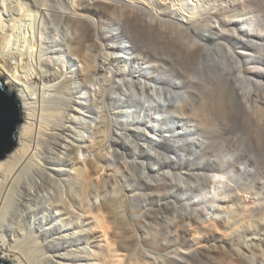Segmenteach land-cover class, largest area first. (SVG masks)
Wrapping results in <instances>:
<instances>
[{"label": "bare ground", "instance_id": "bare-ground-1", "mask_svg": "<svg viewBox=\"0 0 264 264\" xmlns=\"http://www.w3.org/2000/svg\"><path fill=\"white\" fill-rule=\"evenodd\" d=\"M208 14L217 27L195 25ZM169 22L195 33L208 78L230 83L246 111H264V101L251 99L264 91V0H0V78L20 103L22 123L17 148L0 160V258L188 263V251L147 253L154 227L144 233L140 226L146 214L138 210L148 211L144 193L172 186L167 199L182 209L177 219L206 228L212 223L199 208L210 197L195 198V187L219 193L250 169L245 164L237 174L231 155L220 158L219 168L208 163L207 156H218L213 141L198 119L185 117L202 103L142 57L141 28ZM121 167L140 171L128 177L139 192L135 199L124 193L127 214L109 198L91 204L94 187L115 181ZM217 169L229 172L214 180ZM205 213L220 216L216 208ZM129 223L139 225V234Z\"/></svg>", "mask_w": 264, "mask_h": 264}, {"label": "rangeland", "instance_id": "rangeland-1", "mask_svg": "<svg viewBox=\"0 0 264 264\" xmlns=\"http://www.w3.org/2000/svg\"><path fill=\"white\" fill-rule=\"evenodd\" d=\"M162 11L165 15L169 13L168 9ZM211 15L208 14L205 18L196 20V24L195 22L192 24L197 26L202 24V28L206 29L207 26L215 28L217 25L214 22L217 20L211 18ZM141 33L140 38L144 45L141 49L142 57L153 63L163 77L187 86L188 94L195 105L202 103L200 109L187 111L185 117L190 120L198 119L204 132H208L213 141L211 148L213 152L217 151L219 158L214 157L215 154L209 155L206 159L208 163L218 167L220 158L231 155L235 163L233 170L237 174L242 173L245 164H249L250 169L242 179L240 176L237 178L233 184L234 189L230 187L218 193L211 185L201 189L195 187L196 190L193 191L195 198L200 194L210 197L207 206L199 208L200 218L212 223L206 228L202 223L197 224L190 220L183 222L177 219L178 211L182 212V209H175L167 199V196L174 194L172 186H168L167 191L163 189L158 191L163 185L161 188L155 186L147 190L143 195V201L148 211L136 207V212L139 209L138 212L146 214L144 222L140 224L141 229L150 232L149 229L154 227V236L145 246L147 253L158 257L165 253L175 255L174 253L179 251H188L187 264H241L244 261L264 264V111L255 109L246 111L242 106L243 99L240 102L235 99L230 83L216 80L215 77H211L213 80L208 78L201 58L202 50L195 46L197 42L194 32L169 22L161 24L154 30L141 28ZM69 65L76 69L72 66L74 64L69 62ZM0 81L4 84L5 80L0 78ZM253 96L252 102L260 104L264 101V91H255ZM16 148L17 145L13 150ZM64 167L67 168L62 169L63 177L68 175L65 170H70V166ZM118 170L115 181L111 183L103 181L102 183L107 185L103 186L101 183L102 185L94 187L90 203L99 205L103 198H109L117 201V204L120 203L118 204L120 212L125 211L127 214V204L123 202L124 193L134 198L139 192L128 177L129 174L138 175L140 171L133 169L128 172L123 167ZM218 171H215L214 180L219 175L228 173L229 169L223 173ZM192 181L195 179H190L188 185ZM214 206L220 212V216L212 214L209 217L205 211L213 213ZM213 219H216L214 223ZM221 219H230V222L222 224L226 220ZM129 226H134L135 234H139V225L129 223ZM158 259L161 260L163 257Z\"/></svg>", "mask_w": 264, "mask_h": 264}, {"label": "water", "instance_id": "water-1", "mask_svg": "<svg viewBox=\"0 0 264 264\" xmlns=\"http://www.w3.org/2000/svg\"><path fill=\"white\" fill-rule=\"evenodd\" d=\"M20 126V103L13 92L0 81V160L15 148ZM0 264L9 262L0 258Z\"/></svg>", "mask_w": 264, "mask_h": 264}]
</instances>
